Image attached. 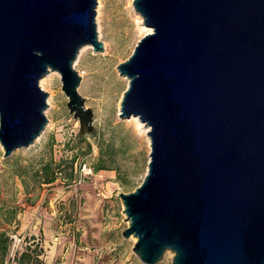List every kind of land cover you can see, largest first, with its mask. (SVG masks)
<instances>
[{
  "label": "water",
  "instance_id": "1",
  "mask_svg": "<svg viewBox=\"0 0 264 264\" xmlns=\"http://www.w3.org/2000/svg\"><path fill=\"white\" fill-rule=\"evenodd\" d=\"M98 0H0V144L9 157L48 124L41 79L61 75L81 135L80 49L103 52ZM152 29L120 64L121 118L149 128V170L120 198L134 252L157 264H264V0H135ZM123 211V212H124ZM125 219V220H127Z\"/></svg>",
  "mask_w": 264,
  "mask_h": 264
},
{
  "label": "rangeland",
  "instance_id": "2",
  "mask_svg": "<svg viewBox=\"0 0 264 264\" xmlns=\"http://www.w3.org/2000/svg\"><path fill=\"white\" fill-rule=\"evenodd\" d=\"M103 1L109 28L102 33ZM131 1L137 20L138 14L142 15L135 0ZM125 2L98 0L96 25L104 51L86 45L88 52L82 61L79 52L73 63L80 75L82 71L87 74L81 75L78 92L92 111L93 131L81 135L80 121L68 108L61 75L50 71L40 81L49 93L48 124L42 135L9 157L4 156L0 144V231H7L13 240V258L27 245L40 244L43 264H144L134 252L137 238L123 236L130 222L119 194L134 192L143 183L149 170L151 140L141 126L134 125L135 117H120L130 80L121 75L118 66L150 32H133ZM144 25L142 19L140 27ZM74 156L77 161L72 165ZM100 160L108 169L95 171ZM46 162L61 163V173L52 184L40 182V169ZM173 257L174 253L167 251L157 264H172Z\"/></svg>",
  "mask_w": 264,
  "mask_h": 264
},
{
  "label": "trees",
  "instance_id": "3",
  "mask_svg": "<svg viewBox=\"0 0 264 264\" xmlns=\"http://www.w3.org/2000/svg\"><path fill=\"white\" fill-rule=\"evenodd\" d=\"M77 161V156L72 158V165ZM108 167L103 164V161L94 167L95 171L106 170ZM119 179L121 180V174L119 169ZM61 173V163L52 164V162H46L42 165L40 169V182L45 184H52L57 179ZM70 179L73 180L74 174L71 173ZM123 182V181H122ZM15 213V211H14ZM12 238L7 231H0V264H12V261H15L16 264H43V259L41 255L43 253V248L40 247V244H30L25 247L22 252L16 254L15 258L12 257Z\"/></svg>",
  "mask_w": 264,
  "mask_h": 264
},
{
  "label": "bare ground",
  "instance_id": "4",
  "mask_svg": "<svg viewBox=\"0 0 264 264\" xmlns=\"http://www.w3.org/2000/svg\"><path fill=\"white\" fill-rule=\"evenodd\" d=\"M107 9V3L105 1L102 2V7H101V14H100V20H101V31L102 33L105 32L109 27L107 26V19H108V14H106L104 11ZM125 10H126V13H127V17L128 19L134 23V26H133V32L136 34V35H141L143 34L144 32L148 31V32H151L152 29L148 28L147 29V26H143V27H140L141 23H142V16H140L138 14V17H137V20L136 18H134V13H133V10H132V1L131 0H126L125 2ZM138 13V12H137ZM109 20V19H108ZM141 20V21H140ZM135 24H137V28L135 27ZM87 49L86 47H82L80 49V62L82 61L83 57L86 55L87 53ZM81 75L83 77H85L86 72L85 71H82L81 72ZM123 79H126V78H123ZM136 122L134 123V125L137 127L138 126H141V129H143L146 132H148L149 128L146 127V125L144 123H142L138 117H135L133 118ZM149 139V138H148ZM150 140V139H149Z\"/></svg>",
  "mask_w": 264,
  "mask_h": 264
}]
</instances>
